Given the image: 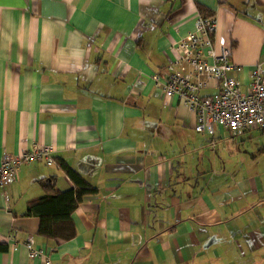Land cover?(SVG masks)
Instances as JSON below:
<instances>
[{
  "label": "crops",
  "instance_id": "0c3cea01",
  "mask_svg": "<svg viewBox=\"0 0 264 264\" xmlns=\"http://www.w3.org/2000/svg\"><path fill=\"white\" fill-rule=\"evenodd\" d=\"M196 14L215 20L245 91L264 70V0H0V154L51 145L55 161L0 187V243L14 236L0 264H264V142L245 143L264 130L196 132L150 79ZM58 163L95 189L68 241L36 236L26 214L46 180L73 188ZM28 237L46 260L29 259Z\"/></svg>",
  "mask_w": 264,
  "mask_h": 264
},
{
  "label": "built area",
  "instance_id": "2783aa9c",
  "mask_svg": "<svg viewBox=\"0 0 264 264\" xmlns=\"http://www.w3.org/2000/svg\"><path fill=\"white\" fill-rule=\"evenodd\" d=\"M212 17L196 14L192 31L185 34L172 48L169 64L150 76L163 97L175 98L196 116L195 131L211 130L213 125L226 129L231 135L251 129L264 130V70L256 64L250 71L245 91L238 79L242 67L231 61V51L214 44L216 29ZM213 85L216 92L201 95L200 91ZM51 145H35L19 155L0 154V187L15 181L19 167L36 162L45 166L55 164ZM14 236L6 235L3 242L12 243ZM29 259L47 258L36 249L31 237L25 242Z\"/></svg>",
  "mask_w": 264,
  "mask_h": 264
},
{
  "label": "trees",
  "instance_id": "16d2710c",
  "mask_svg": "<svg viewBox=\"0 0 264 264\" xmlns=\"http://www.w3.org/2000/svg\"><path fill=\"white\" fill-rule=\"evenodd\" d=\"M58 164L73 188L55 191L54 184L46 180L42 184L43 194L28 203L26 214L39 220L36 236L52 241H68L76 234L71 219L72 212L84 197L94 194L95 189L66 164ZM6 245L3 241L0 243V252L6 250Z\"/></svg>",
  "mask_w": 264,
  "mask_h": 264
},
{
  "label": "rangeland",
  "instance_id": "374dc122",
  "mask_svg": "<svg viewBox=\"0 0 264 264\" xmlns=\"http://www.w3.org/2000/svg\"><path fill=\"white\" fill-rule=\"evenodd\" d=\"M247 133H250V132H247ZM251 133H253V132H251ZM260 137H261V134H258L257 137L252 136L251 138H258V141L249 138V140L246 141L245 143H246V144H249V145H251V146H259L262 142H264V138H262V141H261V140H260Z\"/></svg>",
  "mask_w": 264,
  "mask_h": 264
}]
</instances>
